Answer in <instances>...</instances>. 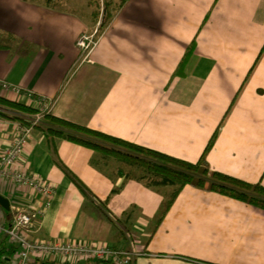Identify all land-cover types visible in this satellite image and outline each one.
Masks as SVG:
<instances>
[{"label":"crops","instance_id":"1","mask_svg":"<svg viewBox=\"0 0 264 264\" xmlns=\"http://www.w3.org/2000/svg\"><path fill=\"white\" fill-rule=\"evenodd\" d=\"M89 21L0 0V79L51 101L48 114L192 163L216 132L210 170L264 185V0H125L91 62L79 63ZM0 111L16 117L0 113L1 155L31 114ZM47 127L42 119L33 129L19 162L55 186L33 238L103 241L136 251L132 264H264V209L187 184L159 220L174 187L151 188L135 168ZM115 161L113 174L106 167ZM0 195L9 201V209L0 204L7 224L14 208L43 201L5 177ZM10 244L1 233L0 247Z\"/></svg>","mask_w":264,"mask_h":264},{"label":"trees","instance_id":"2","mask_svg":"<svg viewBox=\"0 0 264 264\" xmlns=\"http://www.w3.org/2000/svg\"><path fill=\"white\" fill-rule=\"evenodd\" d=\"M43 3L53 9H60L57 4L61 0H26ZM125 0L116 2L114 0H103L101 5L105 11L103 19L98 28V33L107 27L116 12L124 5ZM97 10L90 13L93 23L98 22L100 5L96 3ZM0 106L14 110L34 114L37 110L15 101L0 97ZM6 117L16 118L0 111ZM43 121L48 124V131L56 136L68 139L82 146L94 149L105 157H112L121 163L141 171L142 175H135V178L151 188L174 187L169 194V198L164 203L159 220L162 219L166 211L170 208L180 190L187 184L196 187L212 190L247 202L255 207L264 209V185L261 183H248L229 175L211 171L206 163L207 151L211 148L216 138V132L212 136L203 155L196 163H192L160 151L141 146L116 136L91 129L89 127L73 123L66 119L56 117L51 114L44 115ZM132 172H128L127 178ZM76 184L81 191L86 193L87 187L83 182L75 177ZM118 188H114L116 192ZM15 246L10 244L0 247V264H9V259L15 251ZM33 264H59L53 260L36 261ZM81 264H114L111 261L98 260L88 261Z\"/></svg>","mask_w":264,"mask_h":264},{"label":"built area","instance_id":"3","mask_svg":"<svg viewBox=\"0 0 264 264\" xmlns=\"http://www.w3.org/2000/svg\"><path fill=\"white\" fill-rule=\"evenodd\" d=\"M95 32H84L77 40L81 54L80 63L91 62V53L98 41ZM0 90L4 97H16L30 101L26 106L39 108L38 112L24 118V124L12 143L0 155V177L14 181L20 186L29 187L39 193L43 201L35 206L14 208L9 223L0 220V234L4 233L15 251L9 259V264H33L36 261L53 260L59 264H81L88 261L106 260L114 264H132L136 251L112 248L103 241H47L35 239L31 232L41 216L51 205L55 195L53 183L37 177L19 166L20 159L29 144L33 129L42 122L44 115L51 108V101L36 97L31 91H24L19 85L0 79ZM9 100V99H8ZM24 104V105H25Z\"/></svg>","mask_w":264,"mask_h":264},{"label":"rangeland","instance_id":"4","mask_svg":"<svg viewBox=\"0 0 264 264\" xmlns=\"http://www.w3.org/2000/svg\"><path fill=\"white\" fill-rule=\"evenodd\" d=\"M96 3H98V5H100V9L99 10L101 12V15L99 16V19H98L99 21L93 24L92 20L90 19V13H92L94 10H97ZM102 3H103V0H61L57 4V6L60 7V9H62V10L72 11V12H74V13L80 15V16H83L84 18H87L88 21L90 20L89 23L92 22V24L90 25L91 26V30H89L88 32H95V30L98 31V28L100 27V23H101V21L103 19V16H104V10L101 7ZM100 34L101 33L97 32L96 35H95L97 41L99 40V37H100L99 35ZM195 45H196V41L194 39L193 43L191 44V46H195ZM263 53H264V47H263V49L261 51V54L259 55L257 60H260V58H261ZM80 54H81V51H80ZM85 62H87V61H85ZM79 63H80V60H79ZM252 71H253V69L249 72V74L247 75V78L245 79V81L248 79V77H250V74L252 73ZM33 109L37 110L35 112V114L39 110V109H36V108H33ZM117 165H118V162L115 161L114 163H111L110 167H106V168H108V170L111 173L115 174L116 172L114 171V168H117ZM138 174L142 175V172L139 171V173L138 172L135 173V175H138ZM162 189L165 191V188H163V187H160L159 191H162ZM169 189H170L169 191H171V189H173V188H169ZM169 193H167L168 196H169ZM167 195L165 196L166 199L169 198ZM165 197H164V199H165Z\"/></svg>","mask_w":264,"mask_h":264},{"label":"water","instance_id":"5","mask_svg":"<svg viewBox=\"0 0 264 264\" xmlns=\"http://www.w3.org/2000/svg\"><path fill=\"white\" fill-rule=\"evenodd\" d=\"M0 204L6 209L10 208L8 199L3 197L2 195H0Z\"/></svg>","mask_w":264,"mask_h":264}]
</instances>
